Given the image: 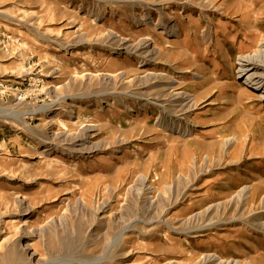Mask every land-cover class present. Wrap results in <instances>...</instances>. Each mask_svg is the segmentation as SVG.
<instances>
[{"label": "rangeland", "instance_id": "rangeland-1", "mask_svg": "<svg viewBox=\"0 0 264 264\" xmlns=\"http://www.w3.org/2000/svg\"><path fill=\"white\" fill-rule=\"evenodd\" d=\"M260 42L264 0H0V264H264Z\"/></svg>", "mask_w": 264, "mask_h": 264}, {"label": "bare ground", "instance_id": "bare-ground-1", "mask_svg": "<svg viewBox=\"0 0 264 264\" xmlns=\"http://www.w3.org/2000/svg\"><path fill=\"white\" fill-rule=\"evenodd\" d=\"M205 3H207V2L205 1ZM159 5L160 4H158L156 6H159ZM211 6L213 7V5H211ZM237 9L239 10V7ZM142 21L143 22H147L148 24H153L151 22L150 18L143 19ZM153 25H155V24H153ZM163 34L166 37H173L175 35L180 36L179 33H177V31H176V25H172L169 28H166L164 30ZM152 43H153L152 40L147 39V40H144L139 46H137V45L130 46V47L128 46V48H134L135 53L144 51L143 53H145V55L148 58L149 62H156L157 61V57H159V56L161 57L162 53H161V49H159V48H157L155 46L153 48L152 47ZM166 47H169V46L166 45ZM258 48H260V50L259 51L256 50L257 52H255L254 54L245 55L244 57L240 58L239 74H240L241 79L244 80V88H243L241 93H249L254 98H256V100L258 102L264 103V42L263 43L260 42ZM157 76L158 75H156V74H151L150 75V77H152L153 79L157 78ZM109 77L110 76H108V78ZM174 86H175V83L173 82V84L171 86V89H173ZM175 95H176V97L173 98V99L178 100V105H177V110H176L177 115L185 117V118L188 117V115L191 113V111L194 108H196L197 99H195L193 96H191L189 94L177 93ZM153 99L155 101H157V102H161L160 97L158 95H154ZM173 99L171 101H173ZM157 105L159 107H162V108H164V106H165V105H162V104L161 105L157 104ZM78 123H79V121L76 120V122H75V120H74L72 122V125H77ZM61 125L63 127H65L63 123H61ZM94 129L95 128L89 126V128H86L82 132L81 135H78V137L76 136L77 138L74 137V139L71 140L70 142L67 140L69 138H67L65 136V139H63L64 140L63 142L67 143L68 146L71 147V148L77 147L78 146L77 144H81V145L85 146L87 143H89L88 139L89 138L92 139L93 134H94ZM175 138H177V137H175ZM66 141H68V142H66ZM92 149L95 150V148H92ZM74 150L82 152L83 150H86V151L89 150L90 151L91 148H88V147L85 146L83 149L82 148H77V149H74ZM252 191H254V189L253 188L251 189V187L250 188H243L241 190V192L238 194L239 199H241L242 201H245V202L254 200V199L251 198L252 197V195H251ZM23 208H25L24 205H23ZM25 211L26 210H24V212ZM28 225H30V222H28V220H26V222L24 223V226H28ZM210 225L212 226L213 223L208 224L207 226H210ZM260 226H261V223H260ZM27 249L30 250L31 248L28 247ZM29 253L30 252H28V255L30 256ZM30 257L34 258V257H36V254L33 253ZM2 259L0 258V261ZM216 260L217 259L215 257L207 258L205 260V264H213L214 262H216ZM219 264H237V263H235V262H231L230 263V262L220 261Z\"/></svg>", "mask_w": 264, "mask_h": 264}, {"label": "crops", "instance_id": "crops-1", "mask_svg": "<svg viewBox=\"0 0 264 264\" xmlns=\"http://www.w3.org/2000/svg\"><path fill=\"white\" fill-rule=\"evenodd\" d=\"M250 9V8H249ZM250 11H251V9H250ZM252 12H250V14H249V19L246 21V22H240L241 20H242V17L239 15V22H240V24L237 22H234L233 23V26H234V29H232L231 27V30H232V34H236L235 36L236 37H238L239 36V34H240V32L241 31H249V30H247L245 27H246V25L250 22V19H251V16H252ZM259 18H261V13H259ZM256 26H257V28L259 27V25H258V22L256 23ZM250 32L252 33L251 35H255L256 34V29L254 28V29H252V31L250 30ZM249 32V33H250ZM255 32V33H254ZM248 36V35H247ZM253 36H250V37H253ZM226 46H228V45H226ZM230 48H232V47H230ZM239 48H242V47H239ZM239 50V49H238Z\"/></svg>", "mask_w": 264, "mask_h": 264}, {"label": "built area", "instance_id": "built-area-1", "mask_svg": "<svg viewBox=\"0 0 264 264\" xmlns=\"http://www.w3.org/2000/svg\"><path fill=\"white\" fill-rule=\"evenodd\" d=\"M19 43V40H16L15 41V44H18ZM18 97H17V100L18 101H24V94L23 93H18Z\"/></svg>", "mask_w": 264, "mask_h": 264}]
</instances>
